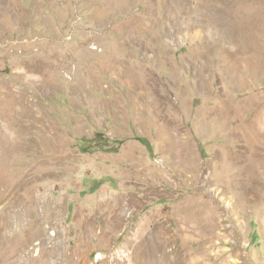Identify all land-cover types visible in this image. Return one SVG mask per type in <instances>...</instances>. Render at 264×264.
Returning <instances> with one entry per match:
<instances>
[{
  "label": "rangeland",
  "instance_id": "obj_1",
  "mask_svg": "<svg viewBox=\"0 0 264 264\" xmlns=\"http://www.w3.org/2000/svg\"><path fill=\"white\" fill-rule=\"evenodd\" d=\"M0 263L264 264V0H0Z\"/></svg>",
  "mask_w": 264,
  "mask_h": 264
},
{
  "label": "bare ground",
  "instance_id": "obj_2",
  "mask_svg": "<svg viewBox=\"0 0 264 264\" xmlns=\"http://www.w3.org/2000/svg\"><path fill=\"white\" fill-rule=\"evenodd\" d=\"M0 264H2V263H0Z\"/></svg>",
  "mask_w": 264,
  "mask_h": 264
}]
</instances>
